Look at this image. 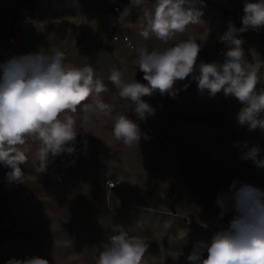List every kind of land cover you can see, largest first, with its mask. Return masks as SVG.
<instances>
[{
  "label": "clouds",
  "instance_id": "1",
  "mask_svg": "<svg viewBox=\"0 0 264 264\" xmlns=\"http://www.w3.org/2000/svg\"><path fill=\"white\" fill-rule=\"evenodd\" d=\"M149 0H131L132 6H141ZM205 0H152L151 10H144L145 24L139 35L149 41L159 40L163 47L149 49L144 44L136 49V67L143 72L147 84L136 79L125 81L120 70L113 68L108 81L117 90L115 95L130 101L140 120L155 114L156 109L142 99L159 92L161 96L175 97V83L191 76L198 91L210 96L223 91L243 105L237 122L249 132L259 129L264 133V89L257 91L260 64L244 59V40L240 34L249 28L258 31L264 27V0H244L242 27L231 21L221 40L228 44L222 59L198 61L202 44L188 33L191 25L201 22ZM65 53L56 46L47 51L12 57L0 64V164L11 171L9 182H24L21 165L28 163L30 145L36 144L38 171L61 154H74L75 141L81 129L78 120L86 123L88 116L78 117L89 108L110 112L111 105L100 97L109 91L104 78L91 65L76 67L66 63ZM187 85H185V88ZM91 98V103H86ZM116 141L129 148L138 147L144 135L139 124L126 115L116 118L112 128ZM145 135V139H148ZM236 146H240L237 144ZM241 158L264 167L259 158L260 146H248ZM219 215L234 209L236 215L227 229L217 231L209 245L198 243L187 256L190 264H264V191L250 184L237 182L230 192L216 197ZM207 227V224H203ZM149 245L140 235L121 232L99 253L95 264H148ZM202 248L207 250L203 258ZM146 253L148 255L146 256ZM6 264H50L40 256L11 258Z\"/></svg>",
  "mask_w": 264,
  "mask_h": 264
},
{
  "label": "rangeland",
  "instance_id": "2",
  "mask_svg": "<svg viewBox=\"0 0 264 264\" xmlns=\"http://www.w3.org/2000/svg\"><path fill=\"white\" fill-rule=\"evenodd\" d=\"M218 6L219 22L226 31L228 22L234 23L236 9L244 16V0H218ZM3 9L0 1V14ZM248 31L247 36H258L264 27ZM253 38L251 49L259 59L261 41ZM83 127L86 137L75 142L80 148L95 147L83 171L86 177L101 179L103 186L104 180L115 179V198H109L105 186L100 198H58L60 189L53 178L59 156L44 172L28 156V163L21 165L25 181L10 182V198H0V264L28 256H40L50 264H95L111 237L121 232L143 237L151 253L148 264H190L187 256L194 246L209 245L212 236L227 229L236 215L234 209L219 215L218 194L230 192L234 181L237 187L244 183L264 191V167L251 160L234 162L236 149L231 140H227L229 148L219 146L217 156H204L209 162L198 156L197 164L178 170L177 154H161V149L141 138L139 142L148 150L147 162H138L137 170H129V147L103 137L104 133L91 126ZM245 142L249 147L258 144L259 158H264V133L259 129L249 132L245 126ZM236 170L242 175L236 176ZM83 171L76 165L79 178ZM64 194L73 195V190L66 186ZM202 255L207 258L206 248Z\"/></svg>",
  "mask_w": 264,
  "mask_h": 264
},
{
  "label": "crops",
  "instance_id": "3",
  "mask_svg": "<svg viewBox=\"0 0 264 264\" xmlns=\"http://www.w3.org/2000/svg\"><path fill=\"white\" fill-rule=\"evenodd\" d=\"M0 1L4 5L0 14V33L9 27L11 21L28 4L34 5L36 9V23L20 30L11 48H0V64L6 62L10 57L47 51L51 46H56L65 53L66 63L76 67L91 65L97 74L104 78L109 91L102 93L100 98L111 105V111L99 112L89 108L86 112H81L82 106L78 108V117L86 115L89 119L86 123L78 120V124L83 129L80 130L76 140L86 137L87 128L83 127L84 124L91 126L97 132L104 133L103 137L114 139L112 134L114 121L118 116L126 115L139 124L140 130L144 134L141 138L150 145L161 149V154H177L178 170L185 169L186 164H197L198 156H203L201 161L209 162L210 159H206L204 156H217L219 146L223 149L229 148L227 140H231L232 146L236 149L233 161L236 163L245 162V159L241 158L242 152L245 151L243 147L245 126H240L237 122L238 113L243 105L235 97H225L223 91L215 96H210L207 90L201 93L198 91L197 82L190 76L175 83L174 87L177 90L175 97L161 96L159 92L152 96L142 97L156 111L147 119L140 120L130 101L113 95L115 88L107 79L113 68L122 72L125 81L136 79L147 84V81L143 79V72L134 63L136 49L144 44L149 49L163 47L159 40L153 38L145 41L139 35L145 24L144 10H151L152 0L141 6H132L131 0ZM112 5L118 6L121 12L118 34L129 37L132 49H128L123 44L110 43L111 36L107 30L106 16ZM205 5L201 22L191 25L188 33L178 37V39H187L191 34L198 43L202 44L197 63L223 58V56L216 55L212 42L221 43L226 51L229 47L226 42L221 40L226 30H224L222 22H219L218 0H205ZM246 32L250 33L248 30ZM253 37H258L260 42L264 38V32ZM251 51L254 62L263 66L264 56L261 55L258 59L255 57L254 51ZM185 85H187L186 88ZM223 98L229 101L231 109L227 110L221 106ZM86 103H91V98ZM144 126L155 130L161 136V141L148 135ZM145 135L149 138L145 139ZM237 144L240 146H236ZM36 147V144L30 145L29 156L34 159H36ZM75 148L74 154L79 157L77 160L66 161L67 153L61 154L60 160H55L54 164L57 170L64 167L66 171L65 182L58 184L60 189L58 198H100L104 188L103 181L86 177L83 171L87 167L88 161L92 160L91 153L95 147L80 148V145L75 142ZM129 150H132L131 157L128 159L129 170H137L138 162H147L148 150L141 142L138 147L129 148ZM82 156H87V158L83 159ZM76 165L83 171L82 178L75 174ZM23 169L25 170V168ZM8 173L9 168L0 164V198H10ZM235 174L236 176L242 175L239 170H236ZM66 186L73 190V195L64 194ZM108 192L111 194L109 198H115L112 190Z\"/></svg>",
  "mask_w": 264,
  "mask_h": 264
},
{
  "label": "built area",
  "instance_id": "4",
  "mask_svg": "<svg viewBox=\"0 0 264 264\" xmlns=\"http://www.w3.org/2000/svg\"><path fill=\"white\" fill-rule=\"evenodd\" d=\"M242 12L241 10L236 9L233 12V21L237 28L242 27ZM121 19V12L118 6L112 5L107 12L106 21H107V30L110 34V43L111 44H123L128 49H132L133 46L130 42V39L127 35H119L118 34V26ZM36 23V9L35 6L32 4H28L26 7L23 8L21 12H19L16 17L11 21L9 27L0 33V48L2 47H9L11 48L14 45L15 38L17 33L25 29L27 27L33 26ZM240 38L244 40L243 49H244V59L251 64H256L253 60L252 56V49L251 46L254 43V38L251 36H247L246 33H241ZM212 46L215 50L217 56H223L226 52V49L222 46L221 43L212 42ZM261 55L264 56V38L260 42ZM12 57L8 58L11 59ZM259 81L256 85L257 91L264 89V66H260V73H259ZM115 89L113 91V95H115ZM221 106L227 110L231 109V104L227 99L221 100ZM144 130L148 135L156 137L157 141H161V136L158 135L155 130L151 127L144 126ZM79 157L75 154H68L66 157V161H75ZM83 159H86L87 156H82ZM54 181L57 184H61L66 180V171L64 167L59 168L56 173L54 174ZM118 185V182L115 179H107L104 181V186L106 190L111 191L114 190Z\"/></svg>",
  "mask_w": 264,
  "mask_h": 264
},
{
  "label": "bare ground",
  "instance_id": "5",
  "mask_svg": "<svg viewBox=\"0 0 264 264\" xmlns=\"http://www.w3.org/2000/svg\"><path fill=\"white\" fill-rule=\"evenodd\" d=\"M243 17V16H242Z\"/></svg>",
  "mask_w": 264,
  "mask_h": 264
}]
</instances>
